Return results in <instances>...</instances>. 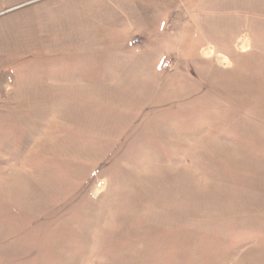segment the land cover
Returning a JSON list of instances; mask_svg holds the SVG:
<instances>
[{"label":"rangeland","instance_id":"1","mask_svg":"<svg viewBox=\"0 0 264 264\" xmlns=\"http://www.w3.org/2000/svg\"><path fill=\"white\" fill-rule=\"evenodd\" d=\"M3 3L0 264H264V0Z\"/></svg>","mask_w":264,"mask_h":264},{"label":"crops","instance_id":"2","mask_svg":"<svg viewBox=\"0 0 264 264\" xmlns=\"http://www.w3.org/2000/svg\"><path fill=\"white\" fill-rule=\"evenodd\" d=\"M4 4L5 3H3V0H0V14L5 13V12H8V11L14 9V7H11V6H6L5 7Z\"/></svg>","mask_w":264,"mask_h":264}]
</instances>
